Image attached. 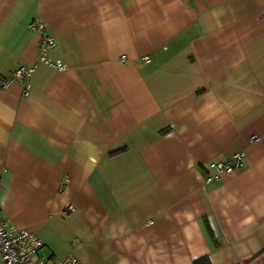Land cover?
I'll return each mask as SVG.
<instances>
[{
	"label": "crops",
	"instance_id": "crops-1",
	"mask_svg": "<svg viewBox=\"0 0 264 264\" xmlns=\"http://www.w3.org/2000/svg\"><path fill=\"white\" fill-rule=\"evenodd\" d=\"M35 19L65 68L3 88ZM0 209L56 260L264 264V0H0Z\"/></svg>",
	"mask_w": 264,
	"mask_h": 264
},
{
	"label": "built area",
	"instance_id": "built-area-1",
	"mask_svg": "<svg viewBox=\"0 0 264 264\" xmlns=\"http://www.w3.org/2000/svg\"><path fill=\"white\" fill-rule=\"evenodd\" d=\"M30 31L39 35L38 56L34 64L20 66L15 70L11 77L3 79L1 86L6 88L10 83L15 81L23 82L22 93H27L28 80L33 73L36 64L43 63L51 68L63 70L65 64L59 60H52L48 54L55 46V38L47 31L44 24L39 20H32L28 24ZM123 59V58H122ZM143 60L148 61L147 56ZM256 135L250 137V141L257 140ZM245 152L239 151L234 153L225 162H210L209 167L213 173L207 178V181L217 180L221 174L240 169L244 164ZM71 209L69 206L67 210ZM75 242L71 243L72 246ZM43 243L32 232L24 229H17L12 224L3 219L0 209V260L1 264H77V258L73 253H69L63 258H47L39 253Z\"/></svg>",
	"mask_w": 264,
	"mask_h": 264
},
{
	"label": "trees",
	"instance_id": "trees-1",
	"mask_svg": "<svg viewBox=\"0 0 264 264\" xmlns=\"http://www.w3.org/2000/svg\"><path fill=\"white\" fill-rule=\"evenodd\" d=\"M192 264H211V261L207 255H202L193 260ZM232 264H243V263H232Z\"/></svg>",
	"mask_w": 264,
	"mask_h": 264
},
{
	"label": "rangeland",
	"instance_id": "rangeland-1",
	"mask_svg": "<svg viewBox=\"0 0 264 264\" xmlns=\"http://www.w3.org/2000/svg\"><path fill=\"white\" fill-rule=\"evenodd\" d=\"M40 250H41V249H40ZM40 250H39V253H40ZM41 253H42V252H41ZM41 253H40V254H41Z\"/></svg>",
	"mask_w": 264,
	"mask_h": 264
}]
</instances>
